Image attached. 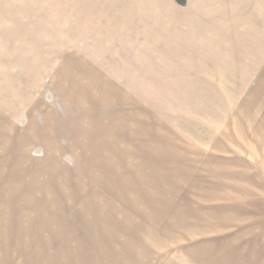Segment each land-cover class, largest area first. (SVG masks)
Listing matches in <instances>:
<instances>
[{"label": "rangeland", "instance_id": "rangeland-1", "mask_svg": "<svg viewBox=\"0 0 264 264\" xmlns=\"http://www.w3.org/2000/svg\"><path fill=\"white\" fill-rule=\"evenodd\" d=\"M0 264H264V0H0Z\"/></svg>", "mask_w": 264, "mask_h": 264}]
</instances>
